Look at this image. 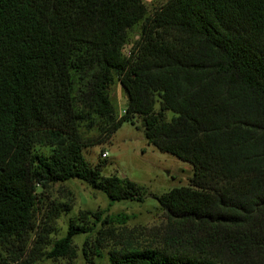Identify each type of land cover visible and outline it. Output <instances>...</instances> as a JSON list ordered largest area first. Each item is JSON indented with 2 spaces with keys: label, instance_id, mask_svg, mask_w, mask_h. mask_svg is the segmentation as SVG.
<instances>
[{
  "label": "trees",
  "instance_id": "trees-1",
  "mask_svg": "<svg viewBox=\"0 0 264 264\" xmlns=\"http://www.w3.org/2000/svg\"><path fill=\"white\" fill-rule=\"evenodd\" d=\"M136 116L193 175L155 196L168 239L124 243L111 262L264 264V0H167L152 14L144 0H0V264L72 261L79 234L95 264L129 218L81 209L53 239L74 197L46 194L78 178L111 201L142 200L135 181L84 155Z\"/></svg>",
  "mask_w": 264,
  "mask_h": 264
},
{
  "label": "rangeland",
  "instance_id": "rangeland-1",
  "mask_svg": "<svg viewBox=\"0 0 264 264\" xmlns=\"http://www.w3.org/2000/svg\"><path fill=\"white\" fill-rule=\"evenodd\" d=\"M166 1L144 0L150 14ZM140 32L141 25H136L130 30L131 42L125 49L126 54ZM110 94L117 114L121 115L128 102L125 90L119 82H116L111 86ZM173 115L171 110L166 112L168 120ZM89 135L96 136L97 131L94 130ZM104 151H108L109 154L104 156ZM84 155L92 165L106 160L102 167L103 175L115 174L135 181L143 191V199L111 201L103 191L92 188L78 178L55 184L46 194L48 202L52 199L65 201L69 198L67 191H71L74 205L59 217L51 237L57 239L64 236L69 220L77 217L81 209L93 211L107 209V214L114 217L120 214L122 218L126 216L129 219L125 225H118L119 234L115 238H106L105 247L101 250L102 254L93 256L95 264H113L110 260L111 251L122 248L124 243L130 242L138 246L163 244L168 239V219L155 196L162 195L173 187L190 184V178L193 175L192 165L149 143L141 125V118L137 116L134 118V123L125 121L107 142L84 148ZM84 238V234L76 235L74 238L78 249V256L74 260L44 258L33 264H90L87 263L81 251ZM95 238L96 235L93 234L89 239L95 241Z\"/></svg>",
  "mask_w": 264,
  "mask_h": 264
},
{
  "label": "built area",
  "instance_id": "built-area-1",
  "mask_svg": "<svg viewBox=\"0 0 264 264\" xmlns=\"http://www.w3.org/2000/svg\"><path fill=\"white\" fill-rule=\"evenodd\" d=\"M123 112H124V110H123ZM108 154H109L108 151H104V152H103V155H104V156H107Z\"/></svg>",
  "mask_w": 264,
  "mask_h": 264
}]
</instances>
